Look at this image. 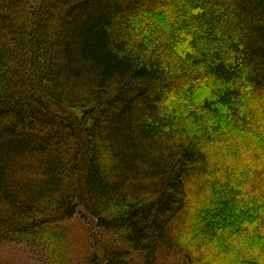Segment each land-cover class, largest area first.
Listing matches in <instances>:
<instances>
[{
    "label": "trees",
    "instance_id": "1",
    "mask_svg": "<svg viewBox=\"0 0 264 264\" xmlns=\"http://www.w3.org/2000/svg\"><path fill=\"white\" fill-rule=\"evenodd\" d=\"M34 243L264 264V0H0V250Z\"/></svg>",
    "mask_w": 264,
    "mask_h": 264
},
{
    "label": "rangeland",
    "instance_id": "2",
    "mask_svg": "<svg viewBox=\"0 0 264 264\" xmlns=\"http://www.w3.org/2000/svg\"><path fill=\"white\" fill-rule=\"evenodd\" d=\"M82 217V215L80 214ZM81 217L73 221L71 225L73 241H75L74 248L80 252L86 249V242L82 239L85 228L84 221L77 223ZM83 218V217H82ZM72 237L70 236L69 239ZM66 242V241H64ZM63 246V241L59 245ZM58 245V246H59ZM70 246V247H71ZM71 249V248H70ZM70 255V254H69ZM80 256V255H79ZM77 256V257H79ZM0 264H48L46 263V254L44 249L38 244H10L0 250Z\"/></svg>",
    "mask_w": 264,
    "mask_h": 264
}]
</instances>
